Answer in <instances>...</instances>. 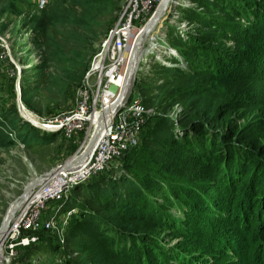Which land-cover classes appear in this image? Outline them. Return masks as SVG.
I'll list each match as a JSON object with an SVG mask.
<instances>
[{
    "label": "trees",
    "instance_id": "16d2710c",
    "mask_svg": "<svg viewBox=\"0 0 264 264\" xmlns=\"http://www.w3.org/2000/svg\"><path fill=\"white\" fill-rule=\"evenodd\" d=\"M192 1L177 22H165L174 51L171 62L157 59L153 72L162 80L142 88L135 76L133 90L162 110L144 119L139 143L112 162L119 168L105 167L67 195L63 208L76 212L66 243L39 229L37 241L16 246L20 261L264 264V0ZM118 7L117 0H48L23 19L42 48L28 68L35 82L21 79L25 107L40 117L66 109L113 19L104 16ZM12 101L15 137L51 142L54 131L42 141L29 135ZM174 102L183 105L177 116L166 111ZM12 143L0 120V145Z\"/></svg>",
    "mask_w": 264,
    "mask_h": 264
},
{
    "label": "built area",
    "instance_id": "2783aa9c",
    "mask_svg": "<svg viewBox=\"0 0 264 264\" xmlns=\"http://www.w3.org/2000/svg\"><path fill=\"white\" fill-rule=\"evenodd\" d=\"M47 1L35 0L36 9L43 8ZM157 2L158 0H126L117 20L96 44L89 66L75 90L74 105L52 117L42 118L36 115L42 120L37 124L47 131L60 130L68 138H77L78 134L83 132L81 139L78 138V146L66 160L82 151L96 126L99 114L115 101L124 80L133 38ZM177 10L179 13V9ZM186 23L187 21H181L179 25L184 27ZM149 39L154 44V31L149 35ZM161 39L166 43L165 38ZM156 42L159 53L156 58L161 59L164 50L159 49L160 43ZM152 48L150 45L149 54L146 51L143 55L142 47L140 62H146L145 65L151 62L150 57L154 52ZM171 51L174 49L171 48ZM149 110L140 91L133 89L128 99L121 102L117 111L110 108L105 116L104 126L89 154L80 163L70 167H65L63 161L56 171L32 188L24 203L17 208L1 244L6 248L7 255L16 253L17 245L37 241L38 234L35 231L39 229L54 233L59 242L65 244L68 220L76 212V208L71 206L64 209L60 200H64L77 183L100 172L120 158L128 148L138 143L144 115ZM51 200L58 202L54 209L48 206ZM61 209L65 212L61 213ZM23 230L34 232L23 234Z\"/></svg>",
    "mask_w": 264,
    "mask_h": 264
},
{
    "label": "rangeland",
    "instance_id": "374dc122",
    "mask_svg": "<svg viewBox=\"0 0 264 264\" xmlns=\"http://www.w3.org/2000/svg\"><path fill=\"white\" fill-rule=\"evenodd\" d=\"M34 1L35 0H0V120L3 121L5 130L8 134L13 137V143L11 145H0V220L9 203L21 192L25 183L49 167L65 161L66 158L71 155L73 149L78 146L79 139H81L82 136V134L79 133L77 138H68L65 137L60 130H53L56 132V135L51 142L45 144L32 143L31 145L24 144L17 137H15L18 129L14 128L10 120L12 118V113L10 111V109H12L10 108V105L13 102L12 100H14L16 105L18 115L21 116L24 121H28L29 125H31V128L28 127V124L23 127L29 135L32 134L31 136H33V133H37L40 141H42L46 137L45 131H47L37 124L39 121H42L38 118L40 116L37 115V117L34 111L28 109L27 106L25 107L21 100V79L23 78L22 80H24L27 85H32L35 82V76L37 75L36 72L28 68L31 65L38 63L42 54V48L34 42L32 29L29 25L22 26L23 19L28 18L30 14L36 10ZM117 1L119 3V7L104 16L105 20L113 17L109 23V27L117 20L126 2V0ZM190 3H192L191 5H197L192 0H173L170 3V10L162 16L154 29L149 33L150 35L153 31L155 32V39L153 40L154 44H152V41L149 39V35L145 39L142 51L143 55H145L146 51L149 54L150 45L153 46V50H151L154 52L151 54L152 58L150 57L151 62H149L148 65H145L146 62L139 61V66L135 72V76H139L142 88L154 85L162 80L155 72H153L157 62L156 56L159 54L156 41H159L160 43L158 48L164 50L162 53L164 56L161 57V59L164 58V60L171 62L172 51L167 50L170 47L167 42L164 43L161 39V37H163L167 40L165 22H177L178 17L182 15L180 7L188 6ZM177 9H179V13H177ZM170 13H172V16H170ZM108 28H102L99 36L94 41L95 46ZM180 65L185 66V64L181 62ZM23 68L25 69L24 71H22ZM28 92L29 94H32L33 90L29 89ZM33 98L34 101L38 100V96L36 94ZM74 100L75 96L72 101L70 100L68 102L69 105L66 109L74 105ZM147 107H149L150 110L144 115V119L154 116L157 114V111L162 110L155 105H147ZM182 109L183 105L181 102H174L166 111H168V114L172 116H177L181 113ZM62 111H64V109ZM62 111H58L51 116L44 115L41 117H52ZM7 112L8 115L4 116V113ZM175 112L176 114H172ZM172 118L174 119V117ZM119 166L120 163L114 164L111 162L108 165V168L116 169L119 168ZM72 193H77V191L75 192V190H73ZM75 196H81L80 190H78V193ZM64 200H60V202L63 203ZM48 206L51 209H54L58 206V202L51 200L48 203ZM63 210L64 209H61L60 212L64 213L65 211ZM167 239H169L170 242L175 241V239ZM1 248L3 258L0 264H25L23 261L18 259L15 253L9 256L6 254V248L4 246ZM260 256L261 255H259V257ZM29 264L32 263L30 262Z\"/></svg>",
    "mask_w": 264,
    "mask_h": 264
},
{
    "label": "water",
    "instance_id": "95a60500",
    "mask_svg": "<svg viewBox=\"0 0 264 264\" xmlns=\"http://www.w3.org/2000/svg\"><path fill=\"white\" fill-rule=\"evenodd\" d=\"M172 1L173 0H158L150 16L146 19V21L143 23V25L140 27V29L134 36L133 41L130 46V50H129L127 65H126L125 73H124V80L119 89V92H118V95L115 101L112 103V105L103 109V111L99 114L96 126L93 129V132L91 136L89 137L87 143L85 144V147L82 149V151L79 154L75 155V157L64 161L62 164L65 167H70L74 164L80 163L89 154V152L93 148L98 138V135L101 129L104 126L105 114L109 112L110 108L112 109L114 108L115 111H117L120 107L121 102H124L128 99L133 89L135 74H136L135 72L138 67L139 56H140L144 41L148 37L149 33L157 25V22L162 18V16L165 15V13L170 10V3ZM60 166H61V163L53 165L49 167L48 169L42 171L38 175L34 176L33 178H31L22 187L21 192L18 195H16V197H14V199L9 203V205L7 206L5 210V213L3 214L0 220V245L2 244V240L9 228L11 219L14 216L15 211L17 210L19 206H21L24 203L25 199L27 198L32 188L35 187L42 180L49 177ZM2 258H3V253H2ZM2 258L0 262L2 261Z\"/></svg>",
    "mask_w": 264,
    "mask_h": 264
},
{
    "label": "bare ground",
    "instance_id": "6f19581e",
    "mask_svg": "<svg viewBox=\"0 0 264 264\" xmlns=\"http://www.w3.org/2000/svg\"><path fill=\"white\" fill-rule=\"evenodd\" d=\"M19 102H20V101H19ZM106 115H107V114H105V116H106ZM105 116H104V117H105ZM1 247H2V246L0 245V260H1V258H2V248H1ZM1 262H2V261H1ZM1 262H0V263H1Z\"/></svg>",
    "mask_w": 264,
    "mask_h": 264
}]
</instances>
